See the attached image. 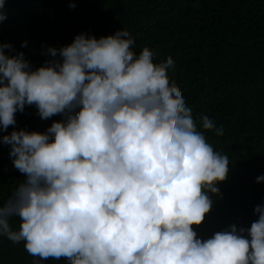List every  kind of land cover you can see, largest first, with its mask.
<instances>
[{
  "label": "trees",
  "instance_id": "16d2710c",
  "mask_svg": "<svg viewBox=\"0 0 264 264\" xmlns=\"http://www.w3.org/2000/svg\"><path fill=\"white\" fill-rule=\"evenodd\" d=\"M6 0L0 43L33 66L46 46L127 29L168 63L172 115L141 228L138 264H264V0ZM27 41L23 45V41ZM34 107L17 128L46 129ZM10 126L8 131H11ZM23 175L0 145V204ZM18 228V218H12ZM0 264L39 260L0 235Z\"/></svg>",
  "mask_w": 264,
  "mask_h": 264
},
{
  "label": "clouds",
  "instance_id": "9594fccd",
  "mask_svg": "<svg viewBox=\"0 0 264 264\" xmlns=\"http://www.w3.org/2000/svg\"><path fill=\"white\" fill-rule=\"evenodd\" d=\"M5 5L0 0V23ZM134 45L124 28L99 38L81 31L71 43L46 46V60L35 67L11 42L0 43V145L23 175L0 204V235L23 241L41 261L141 259L140 211L175 90L168 63ZM29 106L42 120L62 119L43 131L17 128V113Z\"/></svg>",
  "mask_w": 264,
  "mask_h": 264
},
{
  "label": "snow or ice",
  "instance_id": "6c2138e0",
  "mask_svg": "<svg viewBox=\"0 0 264 264\" xmlns=\"http://www.w3.org/2000/svg\"><path fill=\"white\" fill-rule=\"evenodd\" d=\"M168 79H169V77H168ZM169 84H170V80H169ZM172 106H173V104H171L170 106H166V109H165L166 115H165V118L161 124L159 135H158L157 140H156V148H155V154H154V157L152 160V168H151V171H150L149 176H148V186L145 190V195H144V204H143L141 211H140V229H139L140 232H141V228L144 224L145 208L149 202V192L152 188V181H153L154 172L156 170L157 158L161 154V151H162V142L165 139L166 135L168 134L169 125L171 122L170 118L172 115ZM139 243H140V236H139Z\"/></svg>",
  "mask_w": 264,
  "mask_h": 264
}]
</instances>
